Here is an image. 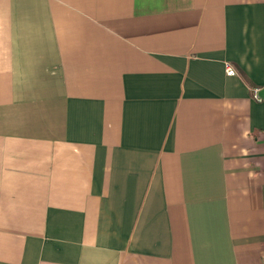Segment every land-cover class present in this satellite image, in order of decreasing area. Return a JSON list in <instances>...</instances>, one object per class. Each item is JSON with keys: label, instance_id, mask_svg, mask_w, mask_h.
<instances>
[{"label": "crops", "instance_id": "0c3cea01", "mask_svg": "<svg viewBox=\"0 0 264 264\" xmlns=\"http://www.w3.org/2000/svg\"><path fill=\"white\" fill-rule=\"evenodd\" d=\"M0 264H264V0H0Z\"/></svg>", "mask_w": 264, "mask_h": 264}, {"label": "built area", "instance_id": "2783aa9c", "mask_svg": "<svg viewBox=\"0 0 264 264\" xmlns=\"http://www.w3.org/2000/svg\"><path fill=\"white\" fill-rule=\"evenodd\" d=\"M227 73H228V75H234L236 72H235V69L232 66L227 65ZM254 96H255L256 99L261 100L260 96L257 93V90L255 91Z\"/></svg>", "mask_w": 264, "mask_h": 264}]
</instances>
